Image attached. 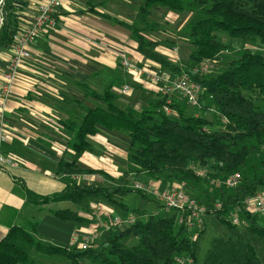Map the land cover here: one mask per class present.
I'll use <instances>...</instances> for the list:
<instances>
[{
    "label": "trees",
    "instance_id": "16d2710c",
    "mask_svg": "<svg viewBox=\"0 0 264 264\" xmlns=\"http://www.w3.org/2000/svg\"><path fill=\"white\" fill-rule=\"evenodd\" d=\"M1 2V0H0ZM140 13L149 16L152 8H166L176 12H190L197 20L185 29L194 51L190 55L196 66L205 60H219L230 47L222 43L219 35L233 40H248L264 47V0H143ZM107 20L131 32L138 42V52L153 64L172 73L181 74L180 67L156 52L157 41L144 36L145 32L160 31V25L144 21L143 27L103 15ZM16 30L6 21L0 26V49L12 48ZM213 98L221 116L226 120L223 130H207L211 123L201 117L185 114L184 106L171 105L179 111V119H174L163 111L166 98L157 101L143 112L121 109L116 103L113 85L103 92L86 90L89 97L99 105L88 109L80 123L70 121L69 129L73 137L69 148L82 155L92 151L90 136L104 129L108 132L123 133L130 138L129 161L153 177L165 176L166 181L201 186L200 178L189 167V163L207 165L217 162V173L211 179L225 180L241 173L242 181L232 190L218 189L214 201L207 204L208 216L216 217L229 228L227 237L212 241L202 264H263L256 250L245 241L239 226L230 217L245 215L253 233L264 239V227L259 225L253 213L243 208V201L264 188V171L254 167L252 157L264 167V53L244 49L233 60L228 70L216 76L191 75ZM156 117L158 118L156 121ZM75 163H62L65 174H80ZM100 173L98 171H86ZM251 175L252 179L248 178ZM247 176V177H246ZM209 182V181H208ZM209 184V183H208ZM133 193L132 189L101 187L75 184L63 191L41 196L27 190L30 204L43 207L52 203L71 202L80 206L86 199L101 198L115 207L128 211L122 200ZM204 193H208L204 190ZM195 198V197H194ZM220 203L215 209L213 203ZM63 223L79 225L85 222L76 212L69 209L52 213ZM177 214L170 217L150 216L147 220H137L134 225L107 235L108 249L89 248L76 251L69 246H52L36 238V225L30 230L12 227L0 241V264H36L30 250L48 255H60L71 264H176L177 258L187 256L193 264H199L198 245L205 230L194 239L190 238L184 226L176 229ZM129 236L138 239L139 246L123 248L120 240Z\"/></svg>",
    "mask_w": 264,
    "mask_h": 264
},
{
    "label": "crops",
    "instance_id": "0c3cea01",
    "mask_svg": "<svg viewBox=\"0 0 264 264\" xmlns=\"http://www.w3.org/2000/svg\"><path fill=\"white\" fill-rule=\"evenodd\" d=\"M46 1L8 0L18 29L28 27ZM134 3L140 6L141 0H62L57 28L45 30L30 48L31 58L20 70L7 104L9 137L3 150L21 165L7 171L0 169V241L12 227L30 230L36 225V238L47 245L69 246L73 240L80 243L85 228L63 223L52 213L69 209L85 219V201L80 206L66 201L36 207L30 204L27 190L49 196L73 186L69 175L60 168L62 163L76 162L85 171H103L108 177L118 175L119 161L107 160L111 155L104 158L100 153L106 150L102 139L107 142L104 135L111 138L110 133L100 129L97 135L90 136L95 148L79 155L69 148L73 137L69 124L80 123L88 109L99 105L86 90L99 91L86 81L104 79L105 88L113 85L114 89L116 53H137L138 42L132 39L131 32L103 17L119 18V7ZM11 54V48L0 49V82ZM140 107L141 102H136L135 109ZM126 156L123 153L120 165L126 166ZM33 252L30 250V254Z\"/></svg>",
    "mask_w": 264,
    "mask_h": 264
},
{
    "label": "rangeland",
    "instance_id": "374dc122",
    "mask_svg": "<svg viewBox=\"0 0 264 264\" xmlns=\"http://www.w3.org/2000/svg\"><path fill=\"white\" fill-rule=\"evenodd\" d=\"M143 0H141V4L134 3L132 6L126 8L119 7L118 17L120 19L126 20L132 24H137L140 27H143V22L147 21L149 23H157L160 25V31L157 32H145L144 36L151 41H157L159 43L156 52L163 55L168 61L180 67L182 72H191L198 65H194L190 59L191 53L194 51V48L191 44L188 34L185 32V29L192 25L198 18L194 13L190 12H176L166 8H152L150 10L149 16H143L140 13V7L143 5ZM62 10V8H61ZM60 10V11H61ZM112 10V9H111ZM108 11V13L112 14V11ZM116 15V14H113ZM10 22L13 24V27L16 30V34L21 31L18 29V25H16V21L13 19V13L10 12L8 0H5L1 11H0V26L4 22ZM58 23V21H57ZM113 25V24H112ZM58 26V25H57ZM55 26L53 29H56ZM23 29V28H22ZM51 29V28H49ZM123 31V28H121ZM132 37V36H131ZM134 41L136 39L132 37ZM219 39L222 43L229 45V49L224 52L220 59L216 60L217 64L206 74L202 76H216L221 72H224L229 69L230 64L233 60L237 59L240 55V52L244 49H250L252 51H260L262 52V46L252 43L248 40H233L229 38L227 35L221 34L219 35ZM137 42V41H136ZM31 53V52H30ZM263 53V52H262ZM126 54L128 58H130L135 64L140 68H146L148 70H155L158 68L157 65L148 61L143 56L141 57L137 49V53H130L128 51H120L116 53V69L115 74H113V82H114V93L116 94V103L117 105L123 109H131L137 112H143L148 110L154 105L157 101L164 98L162 94L159 92L157 86L153 84V81L148 76L147 73L144 72H134L131 73L128 70H125L120 61V55ZM12 56V54H11ZM31 58V57H30ZM30 58L28 60H30ZM27 60V62H28ZM11 62V60H10ZM26 62V63H27ZM26 63L20 68V70L26 65ZM9 67V66H8ZM161 68V67H159ZM19 70V72H20ZM18 72V74H19ZM18 76V75H17ZM17 78V77H16ZM15 78V81H16ZM104 78V77H102ZM101 78V79H102ZM2 80V78H1ZM90 88H93L99 92H102L105 88V81L102 79V82H96L94 80L86 81ZM92 84V85H91ZM128 85L130 87L129 93L125 94L122 92L124 86ZM13 88V87H12ZM172 104L171 105H179L184 106L185 114L190 116L201 117L208 120L211 123V126H207V130L215 131V130H223L226 128V120L221 116L219 110L214 104L213 98L204 90L199 94V104L192 105L188 103L186 99H184L180 95H173L171 97ZM136 102H141V107L135 109ZM164 107V106H163ZM170 117L174 119H179V111L177 109L171 108ZM156 117V121H157ZM110 133L108 135H104L107 142H104L102 139V143L105 144L103 147L106 150H101V156L106 158L109 154L111 157L106 158L107 160H123V153H127L126 156V166L120 165L116 163L118 167H120V171L115 177L105 176L103 171L100 173H88L84 169L75 165L74 168L78 170H82L83 172L80 174L69 175L71 180L73 181V185L75 184H87V185H96L101 187H112L119 189H132L133 193L129 196L125 197L122 202L128 207V211H124L121 207H115L106 200L101 198L96 199H88L84 202L83 213L85 216V222L81 223L80 227L85 228V233L80 235V240H83L84 235H88L86 233L89 229L95 230L94 235H97L98 238L94 242V248L98 250H104L109 248V244L106 239L109 232H119L126 229L127 224L121 226H111L110 229H106L100 226V222L95 216L97 213L100 215V219L107 225H111V219L114 217H120L126 219L128 216H133L136 220H147L150 216H158V217H168L169 213H176L178 220V212L176 210H171L165 207L163 204L158 202L153 196V191H162L168 188L179 186L183 188L189 195L195 197L198 202L207 207V204H211L214 201L215 192H218L217 187L211 184V177L213 173H217L216 167L217 162L215 160H211L205 166L199 165L197 163H189L190 168H195L198 171H204L206 173L203 178V184L201 186H195L192 184L186 183H178L173 181H166L165 176L161 177H153L149 175L146 171L142 170L140 167L133 165L129 159L128 155L130 153V138L128 135L117 132H106ZM94 143H92L93 145ZM95 145V144H94ZM95 148V146H93ZM94 152V150H93ZM117 155H112L114 153ZM253 166L259 169L260 172L264 171V167H259L261 165L260 161H257L255 157H252ZM76 164V162H74ZM17 167H8L9 168H18L21 165V162L18 161ZM2 170V169H1ZM98 174V175H94ZM247 177V176H246ZM248 178L252 179L251 175H248ZM214 180V179H213ZM209 181V182H208ZM209 183V184H208ZM142 185L143 189H139L136 185ZM204 190H207L208 193H204ZM103 201V204H102ZM218 204V202L213 203ZM171 214V215H172ZM258 220L259 225L264 227V213H253ZM81 217V216H80ZM83 218V217H82ZM237 218L239 222V228L241 230L242 235L245 238V241L250 244L257 252L259 258L264 264V239L257 237L250 226L247 224L245 215L241 213L233 214L230 219L234 221ZM180 225H176V229H179ZM205 230V233L201 237L198 245V253L197 258L199 264H202L203 259L210 249L211 243L214 239L220 237H227L229 234V228L221 224V222L214 216H207L204 219L202 225L196 227L194 230L188 232V235L194 238L198 233ZM81 243V242H80ZM80 243L78 245H80ZM120 244L123 248H132L139 246L138 239L134 236H129L120 240ZM93 246V244H92ZM65 247V246H63ZM68 247V245H67ZM69 247L70 244H69ZM73 248V247H71ZM76 251H81L79 249L73 248ZM34 252L31 253V256L36 264H71L69 260L60 255H48L37 252L35 249H31ZM183 258V262L179 264H193L187 256L180 257ZM88 264V263H85ZM159 264H164L163 262ZM178 264V263H177Z\"/></svg>",
    "mask_w": 264,
    "mask_h": 264
},
{
    "label": "built area",
    "instance_id": "2783aa9c",
    "mask_svg": "<svg viewBox=\"0 0 264 264\" xmlns=\"http://www.w3.org/2000/svg\"><path fill=\"white\" fill-rule=\"evenodd\" d=\"M62 6V0H47L46 2L42 3L39 6L38 12L33 22L28 27L21 29V31L15 35V44L11 48V62L8 69L3 74L2 80L0 82V169L4 171H6L8 167H17V163L19 161L13 156L5 155L3 150V147L7 143L9 137L6 123V113L7 104L11 98L12 87L14 85L15 78L17 77L20 68L31 57L30 48L38 40L40 35L44 33L45 30L49 28L53 29L58 25V15ZM262 52L264 53V47H262ZM120 61L122 67L131 73L144 72L148 74V76L153 81V84L157 86L159 92L164 98H166V104L163 107V111L167 115H172L171 97L173 95L182 96L188 101V103L192 105L199 104V94L204 90L198 84L192 81L191 75L206 74L214 67L215 64H217L216 60H205L200 63L194 69V71L177 74L159 67L153 71L146 68H140L130 58H128L126 54L120 55ZM129 91L130 87L128 85L124 86L122 89V92L125 94L129 93ZM191 169L200 178H204L206 175L204 171H198L195 168ZM241 181L242 175L241 173H237L231 175L225 180L214 179L211 181V184L217 187V189L224 188L226 190H232L239 186ZM136 187L143 189V186L139 184L136 185ZM152 194L155 199L165 207L178 212V224L180 226H184L187 230V233L202 225L204 219L208 216V208L198 202L196 198L189 195L183 188L179 186H174L162 191H153ZM242 205L243 208L249 213H264V188L259 189L255 195L248 196L243 201ZM214 207L215 209L219 210L221 205L220 203L214 204ZM95 216H97L100 226L106 229H110L113 225L121 226L124 224H127L126 228H129L137 221L133 216H128L126 219L114 217L111 219V225L109 226L101 221L99 217L100 215L96 213ZM233 223L239 226L237 218L233 221ZM95 232L96 231L93 230L91 233H88V235H84L83 240L80 241V245H78L76 241L73 240L71 241L70 246L81 251H85L91 247L94 248V242L98 238L97 235H94ZM182 262L183 258H177L178 264Z\"/></svg>",
    "mask_w": 264,
    "mask_h": 264
},
{
    "label": "water",
    "instance_id": "95a60500",
    "mask_svg": "<svg viewBox=\"0 0 264 264\" xmlns=\"http://www.w3.org/2000/svg\"><path fill=\"white\" fill-rule=\"evenodd\" d=\"M4 1L5 0H1V2H0V11H1V8H2V5H3Z\"/></svg>",
    "mask_w": 264,
    "mask_h": 264
}]
</instances>
